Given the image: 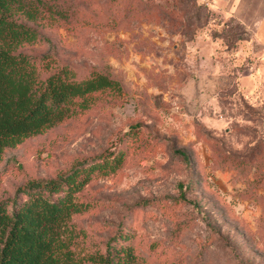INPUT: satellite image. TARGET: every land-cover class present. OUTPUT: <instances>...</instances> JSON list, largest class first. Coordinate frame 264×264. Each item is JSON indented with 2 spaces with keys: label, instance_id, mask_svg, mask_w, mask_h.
Returning a JSON list of instances; mask_svg holds the SVG:
<instances>
[{
  "label": "rangeland",
  "instance_id": "rangeland-1",
  "mask_svg": "<svg viewBox=\"0 0 264 264\" xmlns=\"http://www.w3.org/2000/svg\"><path fill=\"white\" fill-rule=\"evenodd\" d=\"M50 2L43 18H18L41 39L16 51L42 78L62 66L77 79L100 71L121 92H96L88 108L6 148L0 200L122 151L115 172L77 195L90 207L70 220L76 254L104 251L121 231L140 264H264L263 49L199 0Z\"/></svg>",
  "mask_w": 264,
  "mask_h": 264
},
{
  "label": "trees",
  "instance_id": "trees-1",
  "mask_svg": "<svg viewBox=\"0 0 264 264\" xmlns=\"http://www.w3.org/2000/svg\"><path fill=\"white\" fill-rule=\"evenodd\" d=\"M50 1L0 0V160L6 148L61 123L76 109L88 108L94 93L121 92L120 83L100 71L77 79L62 66L42 78L36 59L16 51L41 39L18 18H43L54 5ZM124 157L122 151L111 150L81 159L54 177L28 180L11 198L0 200V264H140L126 243L130 236L121 231L106 241L104 251L78 255L73 249L79 232L70 220L90 207L78 193L94 175L115 172Z\"/></svg>",
  "mask_w": 264,
  "mask_h": 264
},
{
  "label": "crops",
  "instance_id": "crops-1",
  "mask_svg": "<svg viewBox=\"0 0 264 264\" xmlns=\"http://www.w3.org/2000/svg\"><path fill=\"white\" fill-rule=\"evenodd\" d=\"M208 5L236 19L264 51V0H211Z\"/></svg>",
  "mask_w": 264,
  "mask_h": 264
},
{
  "label": "built area",
  "instance_id": "built-area-1",
  "mask_svg": "<svg viewBox=\"0 0 264 264\" xmlns=\"http://www.w3.org/2000/svg\"><path fill=\"white\" fill-rule=\"evenodd\" d=\"M199 1H200L201 3H203V4H207V5H208V4L210 3L211 0H199Z\"/></svg>",
  "mask_w": 264,
  "mask_h": 264
}]
</instances>
